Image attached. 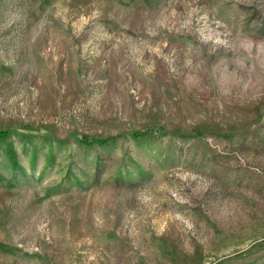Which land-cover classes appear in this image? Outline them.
Instances as JSON below:
<instances>
[{
	"label": "rangeland",
	"instance_id": "obj_1",
	"mask_svg": "<svg viewBox=\"0 0 264 264\" xmlns=\"http://www.w3.org/2000/svg\"><path fill=\"white\" fill-rule=\"evenodd\" d=\"M0 132V264H264V0H0Z\"/></svg>",
	"mask_w": 264,
	"mask_h": 264
},
{
	"label": "trees",
	"instance_id": "obj_2",
	"mask_svg": "<svg viewBox=\"0 0 264 264\" xmlns=\"http://www.w3.org/2000/svg\"><path fill=\"white\" fill-rule=\"evenodd\" d=\"M7 136L6 132H0V138H5ZM84 142L86 145H93V144H97V145H105L109 139H102V138H98L95 140H91L88 137L83 138ZM9 158L11 159L13 166H17V154L13 151V150H9Z\"/></svg>",
	"mask_w": 264,
	"mask_h": 264
}]
</instances>
